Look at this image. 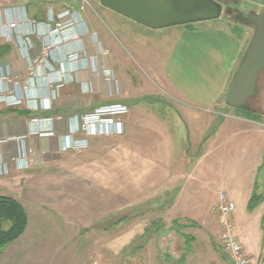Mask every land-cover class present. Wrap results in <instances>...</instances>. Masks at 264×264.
I'll list each match as a JSON object with an SVG mask.
<instances>
[{"label": "crops", "instance_id": "1", "mask_svg": "<svg viewBox=\"0 0 264 264\" xmlns=\"http://www.w3.org/2000/svg\"><path fill=\"white\" fill-rule=\"evenodd\" d=\"M60 16L71 17L73 26L57 37L53 31ZM13 21L16 28L10 27ZM75 34L79 36L76 39ZM175 34L161 77L179 98L177 121L165 104L135 96L141 87L130 85L121 72L118 37L109 40L111 54L106 62L102 50L109 43L108 35L67 0H0V45L10 49L0 58V76L24 74L31 62L42 58L45 44L52 46L48 62L63 65L38 67L34 76L24 74L21 84L0 81V91L11 93L0 100V140L16 138L0 143V196L17 199L28 215L24 233L4 250L0 264H66L60 255L70 253L84 255L81 264H85L95 246L91 238L102 236L104 221L122 213L134 214L136 206L151 199L158 198L159 206H164L171 191L182 189L178 182L184 172L183 159L194 158L188 151L194 137V113L198 106H216L226 95L248 35L246 30L237 35L222 26L179 27ZM130 35L125 41L137 46ZM77 51L85 54L78 62L74 57ZM86 60L91 69L105 63L114 80L96 78ZM52 89L58 95L49 105L45 99L53 94ZM109 104L124 105L128 110L109 125L88 133L79 130L82 114ZM37 117L42 120L33 122ZM50 117L54 120H43ZM259 121L245 119L251 125ZM245 123L240 126H249ZM237 124L224 120L213 137L223 132L231 138ZM37 131L47 135L40 137ZM50 131L54 135H49ZM261 137L248 140L247 151L256 157L248 169L253 174L262 172L264 166L259 160L264 157V135ZM76 140L86 141L88 147L72 149ZM8 142L11 145L5 151L3 145ZM23 147L28 151L25 155L20 153ZM208 149L202 158H209ZM207 161L203 159L197 168L205 171ZM255 184L246 192L229 184L227 192L234 202L241 193L246 195L248 208ZM258 190L259 185L256 191L264 196ZM263 203L264 199L251 212ZM234 218L241 224L237 211ZM194 221L199 223L196 218ZM134 232L136 227L132 238ZM140 248L143 253L136 264H168L162 259L163 250L157 248L151 254L147 246ZM132 258L135 264V254Z\"/></svg>", "mask_w": 264, "mask_h": 264}, {"label": "rangeland", "instance_id": "2", "mask_svg": "<svg viewBox=\"0 0 264 264\" xmlns=\"http://www.w3.org/2000/svg\"><path fill=\"white\" fill-rule=\"evenodd\" d=\"M67 1L71 7L78 8L93 24L97 25L98 23L101 27V32L108 35L107 41L111 40L112 37L114 38V36L118 37L117 41L120 51L118 50L117 52L120 57L119 60H121L118 64L121 72L125 75V79L130 85L141 87L139 90L136 89L135 96H143L148 102L153 101V103L161 102V104H165V107L171 112V118L174 121L180 118L178 113L180 101L167 87V83L164 77H161V74L163 73L165 60L171 52L176 36L175 33L179 30V27L194 26V29H200L222 26L229 28L237 35L246 30L248 45L240 63L245 57L255 34L254 25L248 21L243 23L235 18H230L226 11H223L221 17L216 20L150 29L104 7L99 0ZM247 2L245 4L247 7L244 4L238 5L246 10L250 6L261 11L259 4H264V0H247ZM262 13L258 11L251 12L247 15V18L251 15H261ZM53 17L51 14L50 18L52 19ZM129 34L132 35H130L131 39L138 44L137 46L125 41ZM39 36L42 37V35ZM55 43H58V41H55ZM103 50H107L109 53L105 60L107 62L111 54L110 41L107 45H103ZM47 52L49 51L47 50ZM81 55H85L83 51L74 53L76 62H78L77 59ZM86 56L89 57L88 54ZM85 63L93 74L94 69L89 68V62L86 60ZM56 64L63 66L61 62L57 61H54L52 65ZM52 65L48 62L47 54L44 52L41 59L29 64L24 74L34 76L38 67L44 69V67L49 66L51 69ZM24 74L6 75L4 77L8 78L6 80L8 82L14 81V83L21 84L24 81ZM63 74L67 75V73ZM44 76L46 77L47 75ZM52 90L53 94L45 99L50 103L49 105L54 104L55 97L58 95L57 91ZM157 92L159 94H155ZM8 93L3 90L0 91V100L5 99V95ZM225 98L226 95L214 107L198 106L197 112L194 113V137L191 139L190 146L188 145L190 147L188 150L189 154H193L194 158L183 159L184 172L180 175L181 180L178 182L182 189L171 191L168 198H166V205L164 206H159L160 200L155 198L140 206H136L134 214L122 213L118 217L104 221L102 223V236L97 235L91 238L95 242V246H93L85 264H134L132 262L133 254L137 258L136 264L139 263L143 253V251L140 252L138 250L139 246H141L140 249L147 246L146 249L151 250V254L156 253L157 248L161 252L163 250L162 259L168 264L233 263L230 256L222 250L220 245L222 225L220 221L221 215L218 210V197L221 191L229 192V187H227L229 184H233L241 192H246L249 186L253 188L256 181L259 185L258 191L264 193V166L261 169L262 172L256 174L248 172L249 165L256 160V157L250 156L247 151L250 149L248 147L249 139L254 137H257V139L263 138L261 135H264V70L260 72L257 96L250 100L251 111L261 116L259 122H254V125L249 124V122L245 123L246 118L239 114L236 108L228 106ZM37 100L39 101V99ZM34 119L32 120L33 122H35ZM224 120L238 123L231 131V133L234 132V136L229 138L221 132L213 137L218 126ZM244 123L249 126H240V124ZM257 126L262 131L258 130L260 128H255ZM242 130L244 131L239 132ZM37 135L43 137L47 134L37 131ZM49 135L54 134L50 131ZM12 138L0 140V143L7 142V140ZM19 139L20 141L24 140L23 137ZM262 142L263 146V139ZM7 145L11 144L8 142L3 145L5 151ZM207 149L211 151L209 158H202ZM25 152L28 153L24 147L20 149L22 155H25ZM33 153L36 152L33 150L30 155ZM201 159L208 160L205 171L197 168L202 161ZM259 160L264 162V157ZM193 170H196V173L192 172ZM201 172L203 173L201 174ZM198 175L201 176L198 177L199 180L196 179ZM234 200L237 206V215L242 222L238 225L234 218L235 213L233 214V221L236 225L237 233L250 256L251 264H264V222L263 217H261L264 213V203L251 212L252 210L247 208L246 195L243 197L241 193ZM194 218L199 223H196ZM134 227H136V232H134L136 236L132 238L131 234ZM139 233L144 235L142 234L141 236ZM60 256H63V262L66 264L67 262L70 264H81L84 260V255L81 254L70 253Z\"/></svg>", "mask_w": 264, "mask_h": 264}, {"label": "water", "instance_id": "3", "mask_svg": "<svg viewBox=\"0 0 264 264\" xmlns=\"http://www.w3.org/2000/svg\"><path fill=\"white\" fill-rule=\"evenodd\" d=\"M124 17L150 29H161L219 19L221 0H99ZM247 21L255 26L249 48L232 78L226 104L251 110L250 100L257 96L260 72L264 70V12L251 15Z\"/></svg>", "mask_w": 264, "mask_h": 264}, {"label": "built area", "instance_id": "4", "mask_svg": "<svg viewBox=\"0 0 264 264\" xmlns=\"http://www.w3.org/2000/svg\"><path fill=\"white\" fill-rule=\"evenodd\" d=\"M54 21L55 19H51ZM73 19L71 17L60 16L56 21V26L53 31L54 36H61V34L67 30L68 28H72ZM11 28H16L17 23L13 21L10 23ZM57 36V37H58ZM43 37V36H42ZM76 39L78 38V34L73 35ZM51 45H44V52L48 55L47 50L51 48ZM109 55L107 50H102V57L106 58ZM96 78H104L107 81H113V77L108 74L106 70L105 63H102V66L99 69H94L93 72ZM8 80L7 77H1L0 81L4 82ZM6 95H10L8 93ZM128 108L124 105L120 104H109L104 105L102 107L96 108L93 111L84 113L80 117V127L79 130L82 132L88 133L92 128H95L100 125H109V123L113 122V120L117 117L118 114L127 112ZM59 118V117H58ZM42 119L35 118V122H39ZM43 120L52 121L54 118H44ZM88 147V143L84 140H76L72 144V149L82 150ZM36 156V153L32 154L31 162L34 163L33 157ZM218 210L221 215V237H220V245L222 250L227 253L233 264H251V259L249 254L247 253L245 246L237 233L236 225L233 221V214L236 211V203L229 196L228 192L221 191L218 197Z\"/></svg>", "mask_w": 264, "mask_h": 264}, {"label": "trees", "instance_id": "5", "mask_svg": "<svg viewBox=\"0 0 264 264\" xmlns=\"http://www.w3.org/2000/svg\"><path fill=\"white\" fill-rule=\"evenodd\" d=\"M10 49L8 46L0 45V58L6 56ZM247 119L259 120L260 115L248 109H238ZM257 183L252 197L248 203V209L254 210L264 199V196L257 193ZM264 222V217H263ZM28 225V215L23 205L10 196H0V256L4 250L25 231Z\"/></svg>", "mask_w": 264, "mask_h": 264}, {"label": "flooded vegetation", "instance_id": "6", "mask_svg": "<svg viewBox=\"0 0 264 264\" xmlns=\"http://www.w3.org/2000/svg\"><path fill=\"white\" fill-rule=\"evenodd\" d=\"M221 2L223 6V11H226L230 18H235L236 20L243 23L247 21V15L249 13L255 11H258L259 13L264 12V4L261 3L259 4L261 7V11H259V9L257 10L250 6H248L249 8H247V10L243 9L242 7L240 8L238 4L245 5L246 3H248L247 0H221Z\"/></svg>", "mask_w": 264, "mask_h": 264}]
</instances>
